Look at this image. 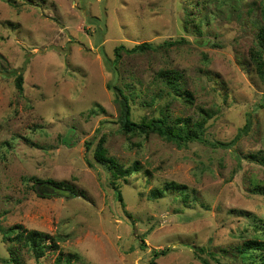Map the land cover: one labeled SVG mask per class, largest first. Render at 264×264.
Returning <instances> with one entry per match:
<instances>
[{"label": "rangeland", "instance_id": "374dc122", "mask_svg": "<svg viewBox=\"0 0 264 264\" xmlns=\"http://www.w3.org/2000/svg\"><path fill=\"white\" fill-rule=\"evenodd\" d=\"M262 29L264 0H0V264H14L1 229L16 225L56 237L77 264H152L161 251L158 264H245L243 242L264 239V164L248 158L264 157L252 59ZM143 42L171 44L122 53L116 68L117 46ZM162 69L182 73L193 102L166 94ZM117 85L132 95L134 121L204 108L215 113L204 137L232 146L125 133ZM101 138L109 156L143 168L117 182L123 202L94 160ZM34 177L79 194L41 197ZM168 182L187 196L149 197ZM57 254L19 250L22 264H56Z\"/></svg>", "mask_w": 264, "mask_h": 264}, {"label": "trees", "instance_id": "16d2710c", "mask_svg": "<svg viewBox=\"0 0 264 264\" xmlns=\"http://www.w3.org/2000/svg\"><path fill=\"white\" fill-rule=\"evenodd\" d=\"M171 44V43H170ZM169 43L164 44L166 46ZM164 45H155L149 42H143L133 46L132 48H127L124 45L117 46L114 50L115 59L113 64L116 66L122 58V53L132 54V53H143L149 50H159ZM258 51H255L252 55V59L256 65V71L264 82V29H262L258 34ZM160 78L163 79L164 84L167 88L165 91L168 95H174L176 97H183L187 101H194V96L192 93L181 89L180 79L182 78V73L175 69H162L158 72ZM24 76L22 73L18 74L16 78L17 88L23 90ZM115 90L116 99L120 105V116L119 123L121 129L127 134H145L149 136L150 134H158L167 141L176 143L178 146L183 147L192 142H201L203 144L211 145L212 147L229 148L233 143L225 142H211L209 139L204 137V132L206 130V125L214 116V112H210L204 108L200 110V115L198 118L194 117H177L171 118L167 113H162L160 116L144 118L140 122H136L132 119V95L128 94L125 88L120 86L111 87ZM105 138H101L98 143L97 148L94 151V160L96 163L102 165L110 174L111 183L115 188L117 198L120 202H123V196L119 190L117 182L120 179L127 180V177L140 172L143 168L139 162H135L131 167H125L116 158L108 155V150L104 145ZM87 148H90V143L87 144ZM248 158L264 164V157L260 156L258 153L248 155ZM89 164L93 166L92 162ZM149 174V171H147ZM34 179V184L32 187L35 188L37 194L41 197H52V196H77L78 190L66 181H57L54 179ZM169 189L178 190L182 194H186L187 186L177 183L168 182L163 188L152 189L149 197L151 199L162 198L165 192ZM50 192V193H49ZM187 196V195H185ZM5 240L10 242L9 251L11 258L9 261L14 264H22L19 255V250L22 248L27 249L31 252L32 256L36 260L42 259L48 253H56L57 257L55 259L56 264H77L75 260L79 259V256L75 254L74 256H64L59 252L60 245L56 237L50 236L49 233L28 229L23 225L12 226L8 229H1ZM60 241V239H59ZM145 246V245H143ZM204 250V249H202ZM257 252H260L257 254ZM241 260L245 264H264V239L255 237L250 240L243 242L242 246L238 251ZM166 254V251L155 252L152 264H158L156 258L160 255ZM74 260V262H73Z\"/></svg>", "mask_w": 264, "mask_h": 264}]
</instances>
